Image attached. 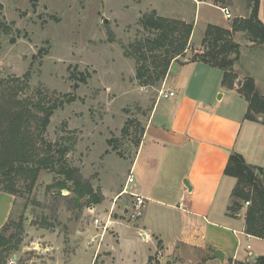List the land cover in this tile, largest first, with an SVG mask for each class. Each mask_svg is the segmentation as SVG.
<instances>
[{"label": "rangeland", "instance_id": "obj_1", "mask_svg": "<svg viewBox=\"0 0 264 264\" xmlns=\"http://www.w3.org/2000/svg\"><path fill=\"white\" fill-rule=\"evenodd\" d=\"M248 4L249 0H0V22L12 25L19 37L15 44H11V36L0 39V79L6 83L26 79L29 90L23 97L31 96L35 103L76 97L75 102L55 112L44 137L53 144L70 145V166L79 169L83 179L103 197V189L109 195L100 205H91L87 197L79 199L74 194L70 183L63 190L54 187L62 177L47 171L39 174L31 192L20 184L11 218L24 222L22 250L17 254L21 264H114L113 233L105 232L104 241L101 238L108 214L115 209H109L110 190L126 180L165 83L144 87L137 80L138 54L133 45L153 37L141 25L146 15L156 11L160 18L193 25L186 57L173 62L172 67L207 51L208 45L202 42L209 22L230 31V41L241 46V59L233 68L240 76L238 86L242 89L252 78L258 93L264 95V44L242 28L246 26L243 19L253 9L246 15ZM217 7H228L233 18L225 19ZM195 67L202 70L177 73L193 78L190 91L194 93L196 80L202 81L204 88H216L217 79L200 80V75L220 72L202 64ZM80 74L90 79L74 91L77 82L71 75ZM219 96L214 90L208 98L214 101ZM262 119L258 115L257 121L249 122L262 124ZM260 178L264 182V176ZM247 203L235 216L244 217L250 207ZM92 207L93 214L89 211ZM118 218L131 223L127 212ZM95 219L103 225H95ZM131 237L135 238L130 235L126 240ZM149 248L140 241H128L117 263L131 264L135 253L139 257ZM244 251L246 259L236 264H255L264 256L256 258L255 251L246 246ZM157 263L154 258L149 264Z\"/></svg>", "mask_w": 264, "mask_h": 264}, {"label": "crops", "instance_id": "obj_2", "mask_svg": "<svg viewBox=\"0 0 264 264\" xmlns=\"http://www.w3.org/2000/svg\"><path fill=\"white\" fill-rule=\"evenodd\" d=\"M259 19L264 25V0H260ZM199 64L173 65L163 87L175 97L156 100L130 162L128 176L132 171L136 191L147 199L141 219L129 223L118 218L130 207V197L111 202L128 176L122 185L110 190L109 209L114 206L113 213L118 214L112 217L106 232H112L116 242L115 247L111 244L114 264H118L128 241L150 246L149 252L139 257L135 253L131 264H149L151 257L158 264H236L246 259L244 246L247 250L250 246L256 258L264 253V240L246 234L244 217L229 215L236 181L224 175L233 153L241 154L251 166L264 169V125L245 120L248 103L239 93L237 73L234 88H224L223 71L202 64L220 72L200 75V80L217 79L216 88H204L203 82L196 80L195 94L191 92L193 78L177 73L183 69L201 71L195 67ZM214 90L220 96L213 101L208 96ZM103 195L105 202L109 198L105 189ZM14 204L13 196L0 191V230L11 217ZM130 235L135 238L126 240ZM216 250L223 253V261L215 257Z\"/></svg>", "mask_w": 264, "mask_h": 264}, {"label": "trees", "instance_id": "obj_3", "mask_svg": "<svg viewBox=\"0 0 264 264\" xmlns=\"http://www.w3.org/2000/svg\"><path fill=\"white\" fill-rule=\"evenodd\" d=\"M259 6L260 0H249L247 11L253 9L250 16L243 19L246 26L242 28L264 44V25L259 19ZM141 25L153 37L133 45L135 55L138 54L135 57L137 80L141 86L156 87L166 80L172 63L186 57L193 25L160 18L156 11L146 15ZM230 34V31L220 27L209 26L202 42L203 46L208 45L207 51L185 62H198L223 71V87L233 89L238 79L233 68L241 59V46L230 41ZM2 36H11V44L19 38L14 27L5 22H0V39ZM71 79L77 82L73 86V90L77 91L80 84H87L90 76L71 75ZM28 90L26 79H15L12 83L0 79V191L16 197L22 184L31 192L39 174L47 171L63 178L58 179L54 187L63 190L69 188L67 183H70L79 199L87 197L89 204L100 205L104 200L101 191H96L91 183L83 179L80 170L68 163L71 146L60 142L53 144L44 137L55 112L75 102L76 97L35 103L31 96L23 97ZM239 93L248 103L245 120L257 121L258 115H261L264 125V96L258 93L254 79H247L242 89L239 88ZM117 147L114 149L117 150ZM224 175L237 181L229 212L235 216L245 203H250L244 215L245 232L264 240V182L260 178L264 176V170L249 165L241 154L233 153ZM74 203L79 204L78 200ZM11 217L0 230V264H8L22 250L24 222ZM153 260L151 257L149 263ZM255 264H264V256L258 258Z\"/></svg>", "mask_w": 264, "mask_h": 264}, {"label": "built area", "instance_id": "obj_4", "mask_svg": "<svg viewBox=\"0 0 264 264\" xmlns=\"http://www.w3.org/2000/svg\"><path fill=\"white\" fill-rule=\"evenodd\" d=\"M219 10L222 12V14L224 15L225 19L227 20H231L233 18V15L231 13V11L228 8H219ZM175 97V93L174 92H170V91H166L163 87V89L161 91H159V97L158 100L161 99H171ZM133 172L131 171V174L128 176L126 183L122 189V191L120 192V194L117 196V199L124 197V196H128L131 198L132 202L130 204V207L127 210V217L131 222H137L138 220L141 219V217L144 214V209H145V204L147 199L145 197H143L141 194H139L136 191V187H135V179L132 176ZM250 203H247V206H249ZM95 208L92 207L90 208V212L93 214L95 211ZM113 210L110 211V213L108 214V217L106 219V222L103 226V235H102V239L105 236V232H107V230L109 229L111 223H112V217H113ZM95 225L97 226H102L103 222H101L99 219H95L94 220ZM248 249H250V246L248 247ZM19 257L18 256H13L8 264H19Z\"/></svg>", "mask_w": 264, "mask_h": 264}, {"label": "water", "instance_id": "obj_5", "mask_svg": "<svg viewBox=\"0 0 264 264\" xmlns=\"http://www.w3.org/2000/svg\"><path fill=\"white\" fill-rule=\"evenodd\" d=\"M214 255L220 261L224 260V255H223V253L221 251H219V250L214 251Z\"/></svg>", "mask_w": 264, "mask_h": 264}]
</instances>
